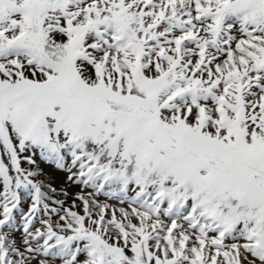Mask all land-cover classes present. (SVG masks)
<instances>
[{"label": "snow or ice", "instance_id": "1", "mask_svg": "<svg viewBox=\"0 0 264 264\" xmlns=\"http://www.w3.org/2000/svg\"><path fill=\"white\" fill-rule=\"evenodd\" d=\"M0 264H264V0H0Z\"/></svg>", "mask_w": 264, "mask_h": 264}]
</instances>
